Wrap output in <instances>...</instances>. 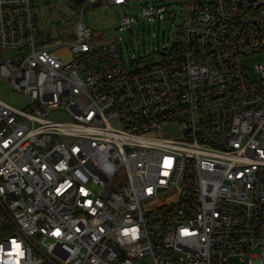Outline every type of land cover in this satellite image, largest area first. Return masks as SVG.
I'll list each match as a JSON object with an SVG mask.
<instances>
[{
    "label": "built area",
    "instance_id": "built-area-1",
    "mask_svg": "<svg viewBox=\"0 0 264 264\" xmlns=\"http://www.w3.org/2000/svg\"><path fill=\"white\" fill-rule=\"evenodd\" d=\"M186 2L175 42L133 65L82 19L64 60L34 0H0V75L28 97L0 98V264H264V0Z\"/></svg>",
    "mask_w": 264,
    "mask_h": 264
},
{
    "label": "rangeland",
    "instance_id": "rangeland-1",
    "mask_svg": "<svg viewBox=\"0 0 264 264\" xmlns=\"http://www.w3.org/2000/svg\"><path fill=\"white\" fill-rule=\"evenodd\" d=\"M144 6L163 7L164 17L149 20L141 13ZM78 7L79 3L70 0H34V10L41 34L40 41L50 44L61 40L62 45L52 50L64 60L73 59L74 54L69 42L75 37V24L80 19L93 29L94 34L97 35V41L102 43L118 41L123 49L125 60L133 65H139L156 61L160 52L175 42L181 25L190 14V6L186 0H131L122 6H107L100 1L97 5H91L83 14ZM123 14L133 17V25L129 27L124 24L117 28L121 24ZM59 18L62 21L56 24ZM11 56H15V52L4 51L0 56V63ZM262 59L263 57L257 54L246 58L247 70L252 77H258L255 72V63ZM0 98L21 108H26L28 105L27 95L13 89L8 79L1 75ZM50 117L71 118L62 105L52 106ZM95 188L98 192L102 190L97 186ZM229 262L230 264H246L247 257L242 260L239 256H232ZM140 264H152L151 258H144Z\"/></svg>",
    "mask_w": 264,
    "mask_h": 264
},
{
    "label": "water",
    "instance_id": "water-1",
    "mask_svg": "<svg viewBox=\"0 0 264 264\" xmlns=\"http://www.w3.org/2000/svg\"><path fill=\"white\" fill-rule=\"evenodd\" d=\"M50 9H52V6H50ZM61 21H62V20L59 18V19L56 21V24H59V23H61ZM118 27H120V25H119V26H117V28H118Z\"/></svg>",
    "mask_w": 264,
    "mask_h": 264
}]
</instances>
